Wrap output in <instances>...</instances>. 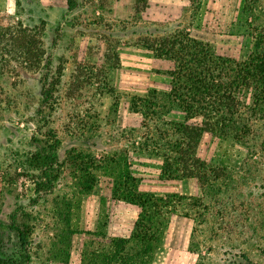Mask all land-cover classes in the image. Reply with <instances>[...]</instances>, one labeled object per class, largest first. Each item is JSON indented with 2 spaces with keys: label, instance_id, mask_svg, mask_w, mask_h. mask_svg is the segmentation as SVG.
<instances>
[{
  "label": "rangeland",
  "instance_id": "1",
  "mask_svg": "<svg viewBox=\"0 0 264 264\" xmlns=\"http://www.w3.org/2000/svg\"><path fill=\"white\" fill-rule=\"evenodd\" d=\"M132 1L79 0L78 7L71 10L67 0H0V11L10 12L17 21L43 32L45 59L51 61L50 76L57 77L60 67L63 70L57 98L47 106L42 95L45 70L26 65L21 58L4 59L0 52V264L15 251L9 224L10 214L19 207L22 220L30 228L32 264H45L54 235L53 201L71 197L74 191L68 168L72 149L98 156L130 154L138 140L146 139L141 116L125 109L124 94L133 92L115 86L118 92L112 96L108 80L111 75L114 85L119 81L114 69L119 51L144 36L133 32L157 28L127 23L132 13L127 4ZM143 4L140 1L138 6ZM258 4L264 8V0H258ZM196 19L192 10L190 17L179 18L177 24L190 27L193 35L213 43L220 54L243 59L252 49L253 39L247 34L255 25L241 24L232 29L223 24L222 28L221 13L210 15L203 25ZM164 25V31L175 28L174 24L167 29ZM172 66L166 60L156 62L154 77V71H161L165 79L163 72ZM149 79L145 74L135 81L144 88ZM116 101L119 107L115 109ZM255 129L257 136H252L248 146L258 145L259 135L264 139V124L257 122ZM50 149H55L59 163L53 166L46 162L45 166L39 151ZM255 152L251 155L247 147L209 133L201 141L199 155L222 171L219 192L218 186L205 192L195 178L183 182L187 184L182 188L185 195L201 199L192 210L193 247L204 257V264H264V150ZM46 173L55 187L47 194ZM109 181L101 175L98 185ZM91 205V199L85 196L79 216L74 218L83 232L73 236L70 264H79L80 247L93 219Z\"/></svg>",
  "mask_w": 264,
  "mask_h": 264
},
{
  "label": "trees",
  "instance_id": "2",
  "mask_svg": "<svg viewBox=\"0 0 264 264\" xmlns=\"http://www.w3.org/2000/svg\"><path fill=\"white\" fill-rule=\"evenodd\" d=\"M67 1L71 10L79 5V0ZM143 1L147 3V0ZM201 3L202 0H192L195 16ZM246 5L257 25L253 47L243 59L220 54L213 43L191 35L186 28L155 34L156 28L138 38L141 47L173 65L167 71L172 77L169 91L152 89L143 95L124 94L126 108L142 115L141 124L147 135L135 150L163 159L161 179L195 178L205 192L217 186L219 192L221 167L209 163L198 153L207 133L247 147L251 155L264 150L262 135L258 137L261 139L258 145L248 146L252 136H257L255 124H264V26L260 24L262 10L258 0H246ZM144 6L136 4L138 9ZM42 36L39 29L17 21L16 15L0 11L2 57L7 60L21 58L24 64L45 70L42 75L43 103L50 106L57 98L56 88L61 83L63 70L58 68L57 77L48 73L51 61L45 59ZM119 66L117 57L114 69ZM108 80L111 95L115 96L118 91L114 79L110 75ZM114 106L118 108L119 101ZM197 118L201 121L192 122ZM39 153L45 166L59 163L55 149ZM68 168L74 191L71 197L63 196L53 201L54 235L46 251L45 264H70L73 236L83 232L80 222L74 218L79 216L83 198L94 190L101 175L112 178L114 198L139 207V217L128 238L109 236L106 231L108 218L103 219L97 232L86 231L88 236L82 246L81 264H152L171 217L194 218L193 206L201 200L187 195L160 196L141 191V179L133 172L128 152L98 156L74 148L68 157ZM44 178L47 181L44 182V193H51L55 188L51 177L46 173ZM22 214L20 207L10 214L9 229L15 237V251L1 264L33 262L30 228L22 220ZM203 262L201 256L197 264Z\"/></svg>",
  "mask_w": 264,
  "mask_h": 264
},
{
  "label": "crops",
  "instance_id": "3",
  "mask_svg": "<svg viewBox=\"0 0 264 264\" xmlns=\"http://www.w3.org/2000/svg\"><path fill=\"white\" fill-rule=\"evenodd\" d=\"M140 1L143 0H133L132 3L127 4V9L132 12L127 18L128 24H132L133 26H140L142 24L157 26L158 30L155 34H163L166 32L163 30L164 24L166 29L168 26L171 27V25L174 24V29L186 28L191 35H193L190 31V27H183L181 23L177 24L179 18L190 17L191 11L193 10L192 0H147V3L142 5L145 6L138 9L136 4L138 3V5H140ZM259 9L262 11L264 10L261 4ZM219 13H221L222 28L223 24L232 29L238 26L242 27L241 24H247L250 27L252 25H257L255 17L246 9V0H202L195 22L203 25L210 15ZM261 18H263L261 19L263 24L261 20L260 24L264 26V14ZM133 34L140 36L141 34L146 35L147 33L138 31L133 32ZM230 35L231 37L237 36V34ZM247 35H250L249 37L253 39L254 43V29L251 34L248 33ZM118 54L120 66L115 69V78L118 76L117 81L119 79V83L117 82L115 86L121 90L143 95L152 89L161 91H169L171 89L172 77L168 74V70L164 71L162 74V76L166 77L165 79L161 77V71L160 74L154 71L157 75L156 77H154L153 74V67L156 62L164 59L154 57L149 50L139 45L138 40L134 42V45L129 43L128 46L120 50ZM145 74H149L151 79H149L147 85L143 88L141 84L138 83L139 81L135 80L141 79L142 76L145 77ZM125 109L129 114H138L142 118L141 114L129 111L126 105ZM140 141L141 140L137 141V146ZM128 157L134 174L141 179L139 185L141 191L152 192L160 196L187 194V192L183 193L184 191H182L183 185L186 184L183 182H185L186 179H161L163 159L160 156L134 150L128 154ZM139 162L142 165L139 166ZM152 163H154V165ZM108 178L110 179L109 182L104 185H98V182L94 190L87 195L92 202L90 212H92L91 215L93 217L87 231L91 233L97 232L103 219L105 220V218H108L109 221L106 228L107 234L111 237L128 238L133 233L140 209L136 204L129 203L123 199L114 198L112 192L113 181L112 178ZM99 186L102 187L99 188ZM194 231L195 220L192 216H172L164 232L162 242L154 255L152 264H197L201 254L193 247ZM86 235L88 236L87 233ZM83 244L84 241L82 246ZM81 252L82 247H80L79 251V264H81Z\"/></svg>",
  "mask_w": 264,
  "mask_h": 264
}]
</instances>
